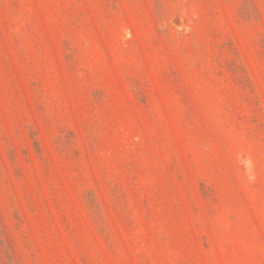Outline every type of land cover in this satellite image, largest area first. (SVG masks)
Segmentation results:
<instances>
[{
  "label": "rangeland",
  "instance_id": "1",
  "mask_svg": "<svg viewBox=\"0 0 264 264\" xmlns=\"http://www.w3.org/2000/svg\"><path fill=\"white\" fill-rule=\"evenodd\" d=\"M0 264H264V0H0Z\"/></svg>",
  "mask_w": 264,
  "mask_h": 264
}]
</instances>
